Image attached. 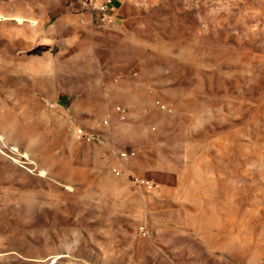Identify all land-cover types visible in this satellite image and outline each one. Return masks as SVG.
<instances>
[{
  "label": "rangeland",
  "instance_id": "1",
  "mask_svg": "<svg viewBox=\"0 0 264 264\" xmlns=\"http://www.w3.org/2000/svg\"><path fill=\"white\" fill-rule=\"evenodd\" d=\"M110 7L0 0V264H264V0Z\"/></svg>",
  "mask_w": 264,
  "mask_h": 264
},
{
  "label": "built area",
  "instance_id": "2",
  "mask_svg": "<svg viewBox=\"0 0 264 264\" xmlns=\"http://www.w3.org/2000/svg\"><path fill=\"white\" fill-rule=\"evenodd\" d=\"M112 0H83V3L90 8L91 11V17L92 21L96 23L99 26L105 25L112 17L113 10L110 7ZM115 110L117 114V118L120 120H125L127 117V107L125 104L117 103L115 105ZM103 123H108L109 118L104 117L102 119ZM73 131L79 139L85 140V141H94L99 140V134L95 130L88 129L86 127H83L81 125H75L73 127ZM114 154L119 158H125L129 155H132L134 153L133 148L130 149H114ZM114 170L116 169L115 166L112 167ZM133 181L135 182H142L147 181L142 178H133Z\"/></svg>",
  "mask_w": 264,
  "mask_h": 264
},
{
  "label": "trees",
  "instance_id": "3",
  "mask_svg": "<svg viewBox=\"0 0 264 264\" xmlns=\"http://www.w3.org/2000/svg\"><path fill=\"white\" fill-rule=\"evenodd\" d=\"M46 47V45H39V46H36L33 51H41L42 49H44Z\"/></svg>",
  "mask_w": 264,
  "mask_h": 264
},
{
  "label": "crops",
  "instance_id": "4",
  "mask_svg": "<svg viewBox=\"0 0 264 264\" xmlns=\"http://www.w3.org/2000/svg\"><path fill=\"white\" fill-rule=\"evenodd\" d=\"M112 1H114V2H116L117 3V0H112ZM95 80H98V79H102V75L101 74H98L95 78H94ZM103 81V80H102Z\"/></svg>",
  "mask_w": 264,
  "mask_h": 264
}]
</instances>
